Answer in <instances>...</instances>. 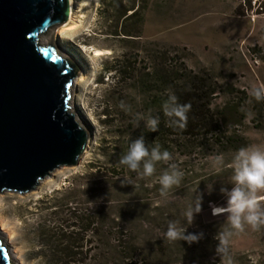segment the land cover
Returning a JSON list of instances; mask_svg holds the SVG:
<instances>
[{"label": "rangeland", "instance_id": "1", "mask_svg": "<svg viewBox=\"0 0 264 264\" xmlns=\"http://www.w3.org/2000/svg\"><path fill=\"white\" fill-rule=\"evenodd\" d=\"M72 7L65 26L49 28L39 38L77 63L72 106L89 139L76 165L53 170L27 193H0V235L12 263L248 264L258 259L264 264V229L246 228L231 238L227 255L216 252L215 237L229 225L226 216L212 214L210 205L226 206L220 189L233 187V175L225 171L232 162L225 164L219 147L195 150L189 157L173 147L170 163L184 176L167 196L160 194L157 181L168 165L157 163L152 177L141 178L120 163L127 130L146 123L149 114L135 81L119 80L107 70L123 52L142 66L151 61L153 49L166 50L187 69L211 78L218 88L215 104L230 96L226 85L250 93L252 86L264 85V14L252 16L248 0H149L140 37L123 41L109 34L113 27L101 15L102 0H72ZM248 102L249 147H264V128L254 126ZM197 194L202 210L187 225L183 213ZM78 214L94 222L95 232L90 222L76 225ZM170 220L186 227V235L203 237L181 250L179 241L164 239Z\"/></svg>", "mask_w": 264, "mask_h": 264}, {"label": "water", "instance_id": "2", "mask_svg": "<svg viewBox=\"0 0 264 264\" xmlns=\"http://www.w3.org/2000/svg\"><path fill=\"white\" fill-rule=\"evenodd\" d=\"M71 11L72 0H0V193L34 190L86 149L72 106L77 63L39 42ZM7 247L0 235V264H13Z\"/></svg>", "mask_w": 264, "mask_h": 264}, {"label": "trees", "instance_id": "3", "mask_svg": "<svg viewBox=\"0 0 264 264\" xmlns=\"http://www.w3.org/2000/svg\"><path fill=\"white\" fill-rule=\"evenodd\" d=\"M148 1L102 0L104 9L101 15L107 25L113 27L109 34L123 41L140 37L146 20L145 10ZM257 52L260 54L263 50L257 48ZM150 54L151 61L140 66L136 63V58L127 56V53L123 52L114 57L111 65L107 67V70L115 72L117 79L135 81L136 87L143 96L141 103L144 111L149 114L148 118L158 117L160 121L156 132L149 131L146 123L131 126L123 140V156L132 141L144 136L145 144L149 149L159 145L161 151L167 150L171 155H173V147L183 150V155L186 157L195 150L209 146L219 147V154H225V164L229 165L232 162L230 157L232 154L250 145L249 138L245 134L247 126L245 122L249 112L244 107V102L248 99V103L252 104L251 120L254 126L264 128V101H257L250 93L226 85L224 91L230 96L215 104L218 88L210 77L187 69L178 63L177 56H169L166 50L153 49ZM172 95L177 98L178 103L191 105L185 130L170 127L168 118L164 115L163 105ZM225 171L233 175L231 166H226ZM73 219L78 226L90 222L87 226L92 227L93 232L97 229L93 225L94 222L89 221L86 215L78 214ZM68 233L72 236L74 231ZM178 243L181 245V250L187 249L186 241L181 240ZM121 244L122 242L116 246ZM72 245L73 242L71 247ZM261 262L262 260L256 259L248 264H261Z\"/></svg>", "mask_w": 264, "mask_h": 264}, {"label": "clouds", "instance_id": "4", "mask_svg": "<svg viewBox=\"0 0 264 264\" xmlns=\"http://www.w3.org/2000/svg\"><path fill=\"white\" fill-rule=\"evenodd\" d=\"M250 95L257 101H264V85L252 86ZM191 110L190 104H180L177 98L169 96L168 101L163 105L164 115L168 118L169 126L180 130H185L188 121V112ZM158 117H150L146 121V127L151 132L158 131ZM172 155L167 151H161L159 145L149 149L145 144L144 136L132 141L127 153L121 158L120 163L130 171L137 172L141 178H150L156 172V164L168 165L158 178L160 194L167 196L173 188L181 185L184 173L178 169L172 161ZM216 164L222 165V159L216 158ZM231 168L233 171L231 190L221 188L220 191L226 198V206L212 207L214 216H226L229 228L218 232L216 239L219 241L216 252L227 255L230 240L234 235L245 232L246 228L252 231L264 229V147L255 146L240 148L235 154ZM142 169V171H141ZM209 194L212 185H208ZM202 210V195L197 194L193 203L189 205L183 213L184 221L191 225L194 216ZM186 227L178 226V222L170 220L164 233V239L169 242L186 241L189 244L198 242L203 233H188Z\"/></svg>", "mask_w": 264, "mask_h": 264}, {"label": "built area", "instance_id": "5", "mask_svg": "<svg viewBox=\"0 0 264 264\" xmlns=\"http://www.w3.org/2000/svg\"><path fill=\"white\" fill-rule=\"evenodd\" d=\"M249 11L252 16L264 14V0H248Z\"/></svg>", "mask_w": 264, "mask_h": 264}, {"label": "bare ground", "instance_id": "6", "mask_svg": "<svg viewBox=\"0 0 264 264\" xmlns=\"http://www.w3.org/2000/svg\"><path fill=\"white\" fill-rule=\"evenodd\" d=\"M72 13H73V7H72V11H71V15H70V19L72 18ZM69 19V20H70ZM69 28H74V26L72 25V26H69ZM39 42L41 43V44H46V42L45 41H42L40 38H39ZM97 51L98 52H100L101 50L100 49H97ZM76 115V114H75ZM2 231V230H1Z\"/></svg>", "mask_w": 264, "mask_h": 264}, {"label": "snow or ice", "instance_id": "7", "mask_svg": "<svg viewBox=\"0 0 264 264\" xmlns=\"http://www.w3.org/2000/svg\"><path fill=\"white\" fill-rule=\"evenodd\" d=\"M53 56L55 57V53H53Z\"/></svg>", "mask_w": 264, "mask_h": 264}]
</instances>
